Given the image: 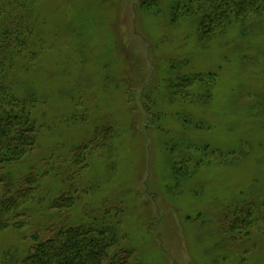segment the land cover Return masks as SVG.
<instances>
[{
  "label": "rangeland",
  "instance_id": "374dc122",
  "mask_svg": "<svg viewBox=\"0 0 264 264\" xmlns=\"http://www.w3.org/2000/svg\"><path fill=\"white\" fill-rule=\"evenodd\" d=\"M140 1L36 0L28 13L37 55L15 87L33 94L38 134L5 172L41 180L29 227L0 232V257L103 218L117 227L99 264H264V32L201 44L194 19L169 24L168 0L146 16ZM177 71L205 72L179 87L185 101ZM67 190L73 206L50 207Z\"/></svg>",
  "mask_w": 264,
  "mask_h": 264
},
{
  "label": "trees",
  "instance_id": "16d2710c",
  "mask_svg": "<svg viewBox=\"0 0 264 264\" xmlns=\"http://www.w3.org/2000/svg\"><path fill=\"white\" fill-rule=\"evenodd\" d=\"M35 2L0 0V232L7 229L22 232L29 227L34 209H31L34 207L31 203L36 205L33 199L41 180V175L34 171L26 173L18 181L5 172L7 166L26 160L25 156L36 147L38 130L32 117L35 107L33 94L21 96L15 87L16 70L31 69L37 55L33 46L34 25L28 17ZM163 2L141 0L137 14L158 15L163 11ZM165 6L169 24L183 18L195 20L196 37L201 44L235 29L241 35L245 34L246 28L256 24L264 32V0H168ZM173 61L175 59L172 58L168 62ZM260 71L263 85L264 63ZM172 74L175 75L172 88L177 90L175 94L178 98H185L183 101L188 98L180 97L179 87L189 86L192 81L201 82L205 78V72L185 75L177 71ZM206 76L208 86L215 83V71H207ZM201 98L199 90L192 97L199 101ZM75 161L81 163L84 158ZM179 168L177 164L171 165L173 173ZM70 192L54 196L50 207L64 211L73 206L75 199ZM116 227V221L94 218L83 224L59 226L44 239H39L37 232H33L30 234L32 245L26 254L16 257L15 253L6 250L0 257V264H99L113 242Z\"/></svg>",
  "mask_w": 264,
  "mask_h": 264
}]
</instances>
